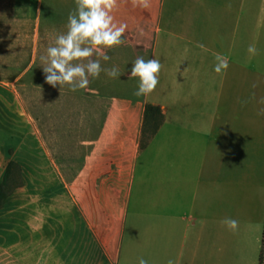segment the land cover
<instances>
[{"label":"crops","instance_id":"0c3cea01","mask_svg":"<svg viewBox=\"0 0 264 264\" xmlns=\"http://www.w3.org/2000/svg\"><path fill=\"white\" fill-rule=\"evenodd\" d=\"M245 1L117 0L124 42L101 67L120 76L101 71L71 91L45 82L40 57L67 31L75 0H0V77L11 78L27 122L6 121L0 182L11 160L21 177L0 207L3 264H219L220 216L203 209V180L220 154L212 94L252 84L234 55ZM217 56L227 61L220 73ZM137 57L161 63L147 96L134 95ZM147 104L164 122L142 147ZM261 243L264 264V229Z\"/></svg>","mask_w":264,"mask_h":264},{"label":"rangeland","instance_id":"374dc122","mask_svg":"<svg viewBox=\"0 0 264 264\" xmlns=\"http://www.w3.org/2000/svg\"><path fill=\"white\" fill-rule=\"evenodd\" d=\"M239 20L241 26L246 21L248 29L246 37L239 31L234 55L238 73L239 65L244 64L247 75L251 73L252 84L247 89H224L219 100L216 90L212 94L218 115L214 139L215 144L219 143L220 154L215 158V174L212 171L211 178L203 180V209L211 215L214 210L220 216L216 237L220 253L215 256L219 264H259L264 229V0H246ZM250 46L254 53L249 52ZM10 80L0 77V98L9 99L8 115L0 106L1 172L8 156L3 143L5 136L10 135L6 121H11L14 113L17 126L27 125L21 114L24 106L7 84ZM18 183L20 177L16 175L13 185ZM225 218L238 221L235 232L221 223ZM3 257L0 255V264Z\"/></svg>","mask_w":264,"mask_h":264},{"label":"clouds","instance_id":"9594fccd","mask_svg":"<svg viewBox=\"0 0 264 264\" xmlns=\"http://www.w3.org/2000/svg\"><path fill=\"white\" fill-rule=\"evenodd\" d=\"M137 0H132L135 6ZM117 0H75V10L67 17V31L55 37L54 45L49 46L46 55L40 57L47 84L56 88L67 85L71 91L85 89L89 84V77L95 79L105 71L109 77L120 76L118 69H102L101 59L108 61V49L123 44L122 35L126 25L114 22L111 14ZM249 52L255 49L249 47ZM99 57L93 59V56ZM213 71L220 73L227 68V61L220 56L216 57ZM161 63L159 59L137 57L132 63L130 77L138 78L136 96H147L158 84ZM228 229L235 232L238 221L225 218L221 221ZM138 264H148L140 258ZM168 264H173L171 260Z\"/></svg>","mask_w":264,"mask_h":264},{"label":"trees","instance_id":"16d2710c","mask_svg":"<svg viewBox=\"0 0 264 264\" xmlns=\"http://www.w3.org/2000/svg\"><path fill=\"white\" fill-rule=\"evenodd\" d=\"M164 122V113L158 105L147 104L144 110V124L142 130L141 146L145 147L152 136L159 130ZM21 177V168L16 161H9L3 178L0 182V207L4 206L6 199L11 195L13 190L18 186L13 185L15 176Z\"/></svg>","mask_w":264,"mask_h":264}]
</instances>
